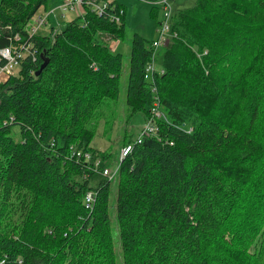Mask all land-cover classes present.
I'll use <instances>...</instances> for the list:
<instances>
[{"label":"trees","instance_id":"obj_1","mask_svg":"<svg viewBox=\"0 0 264 264\" xmlns=\"http://www.w3.org/2000/svg\"><path fill=\"white\" fill-rule=\"evenodd\" d=\"M45 2L0 0V49ZM124 17L86 11L34 37L36 59L0 82V264H264V0L174 11L154 83L153 41L133 33L127 105L147 118L155 87L166 119L113 182L94 171L110 154L90 123L120 94L107 42L126 37Z\"/></svg>","mask_w":264,"mask_h":264},{"label":"rangeland","instance_id":"obj_2","mask_svg":"<svg viewBox=\"0 0 264 264\" xmlns=\"http://www.w3.org/2000/svg\"><path fill=\"white\" fill-rule=\"evenodd\" d=\"M124 10V22L127 29V35L124 39H112L107 42L109 48L114 53H121L124 61V68L120 82V94L118 99H106L97 110L95 117L90 125L95 129V135L92 138L90 146L92 149L110 154L108 161L103 162L97 159L105 167L115 168L119 162L120 149L124 137L134 141L140 134V130L146 122L144 113H132L126 102L127 79L129 73V58L131 53L130 40L134 32L139 33L149 42L159 38L158 20L162 16L163 0H117ZM196 0H169L173 11L181 8L194 6ZM60 0H46L40 7L37 14H42L46 8L50 11L57 7ZM64 14V17H62ZM77 16L76 11H67L62 13L56 10L52 13L46 25L40 31V35H48L51 29L60 31L66 23L72 21ZM157 16V18H155ZM157 20V21H156ZM164 47L156 53V66L161 64ZM116 191L115 184L112 186V193ZM112 195V202L114 201ZM114 211L111 212L113 216ZM115 219V218H114ZM114 220L112 223L114 224ZM120 259V258H119ZM121 260V259H120Z\"/></svg>","mask_w":264,"mask_h":264},{"label":"built area","instance_id":"obj_3","mask_svg":"<svg viewBox=\"0 0 264 264\" xmlns=\"http://www.w3.org/2000/svg\"><path fill=\"white\" fill-rule=\"evenodd\" d=\"M113 0H61L57 7L48 11L46 8L42 14H37V11L29 20L24 34H15L10 39V44L0 49V82L8 79L9 77L16 75L21 68V64L27 59L35 60L37 56V49L33 43V38L40 35L41 29L48 25L49 17L56 10L65 13L67 11H76L77 16L83 20L86 11L94 13L96 16H103L109 14V17L116 24L122 22L124 16V10L119 8L115 9ZM160 5L162 6V16L158 24L159 38L152 43L154 50L151 62L148 63L145 69V79L148 82L154 83V78L157 74L162 75L163 69L156 66V53L162 48L166 47L172 38L177 37V34L172 31V20L174 11L169 0H163ZM64 17V14H62ZM75 17V18H76ZM154 101L150 107V114L146 118V122L140 130V134L134 141L126 144L120 149L119 161L128 157L135 144H140L146 138L154 137L158 135L159 126L157 124L158 119H166L160 111V102L157 95L156 88L153 87ZM191 132V129L188 130ZM72 155L77 157H84L91 159L90 153H81L80 151L73 150ZM100 171H99V170ZM120 170V164L118 162L115 168L105 167L98 161L94 163V171H98L102 176L108 180L115 182L118 178ZM96 200L95 191L89 190L84 196V204L86 209L92 210ZM3 262H1L2 264Z\"/></svg>","mask_w":264,"mask_h":264},{"label":"water","instance_id":"obj_4","mask_svg":"<svg viewBox=\"0 0 264 264\" xmlns=\"http://www.w3.org/2000/svg\"><path fill=\"white\" fill-rule=\"evenodd\" d=\"M44 67H45V64L42 65L41 69L44 68ZM41 69H40V70H41Z\"/></svg>","mask_w":264,"mask_h":264},{"label":"crops","instance_id":"obj_5","mask_svg":"<svg viewBox=\"0 0 264 264\" xmlns=\"http://www.w3.org/2000/svg\"><path fill=\"white\" fill-rule=\"evenodd\" d=\"M61 1V0H60Z\"/></svg>","mask_w":264,"mask_h":264}]
</instances>
